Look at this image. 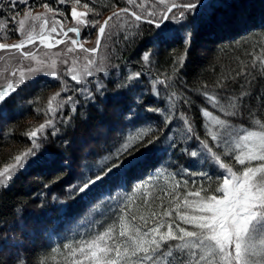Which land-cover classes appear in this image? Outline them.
Segmentation results:
<instances>
[{
    "label": "trees",
    "instance_id": "16d2710c",
    "mask_svg": "<svg viewBox=\"0 0 264 264\" xmlns=\"http://www.w3.org/2000/svg\"><path fill=\"white\" fill-rule=\"evenodd\" d=\"M34 2L39 6L59 5L71 18L69 6L60 5L59 0ZM78 3L87 5L96 13L99 11L96 19L129 8V13L121 14L128 27L119 37H114V53L111 55L114 66L95 76L89 82L86 94L75 83L68 86L67 92L62 91L65 86L59 80L46 77L48 82L40 80L41 85L34 89L32 86L18 88L0 103V170L32 148L27 133L48 120L55 124V130L46 128L38 139L40 147L35 150L36 155L29 157L27 165L6 187H0V264H44L45 261L47 264H63V258L53 249H63L65 243L100 231L110 222L112 210L121 197L131 194L136 184L157 173L160 178L153 181L157 187L152 189L157 195L163 194L160 190L170 187L169 173L175 174L176 180L188 181V189L181 187V193L196 190L203 183V177L179 173L182 170H208L211 174L213 171L209 162L201 159L194 165L193 160L197 158L188 155L197 150L193 147L197 144L195 137L203 139L205 136L201 110L213 111L201 93H219L221 90L214 87L216 82L236 76L243 65L248 64L254 55H259L264 47V0H210L206 3L208 7H198L186 20L172 25V21L167 20L159 28L155 23L136 21L130 12H136L144 20L159 19L149 16L136 5L128 4L127 0H79ZM14 13L12 10L2 12L1 18L12 20ZM165 26L175 37L167 43L159 40ZM8 33L11 40H20L15 29ZM80 33L84 40L86 34L82 29ZM0 39L4 40L1 36ZM145 52L153 56L149 69L142 60ZM180 57L184 60L178 65L176 61ZM251 72V76H236L235 81L225 80L230 91L239 94L242 91L240 85L244 84V90L250 93L241 105L242 115L225 117L223 113L213 111L214 115L237 127L249 125L248 109L258 116L264 113V73L259 68L251 69ZM134 73H141V76L129 80ZM161 80L165 83H157ZM78 89L80 92H74ZM57 93L60 94L57 101L73 97L75 107L65 104L57 109V101H53L51 107L57 110L51 112L49 101ZM172 93L176 97L169 101ZM184 98L188 104L183 103ZM172 103H175L177 115L168 126L162 124L161 116L146 111L147 108L167 110ZM181 112L192 124L195 136L191 139H185L183 125L178 120ZM100 123L106 126L108 140L103 142L98 136L90 143L91 134L96 133ZM149 124L160 137L158 151L143 159L125 177L114 180L105 177L103 183L98 182L85 193L77 191L84 178H94L104 158L114 152L130 133ZM165 136L170 139H164ZM77 137L85 140L83 146L75 142ZM164 203L166 206L167 199ZM14 225L18 226L14 228ZM13 229L17 232L14 233ZM14 251L17 258H14Z\"/></svg>",
    "mask_w": 264,
    "mask_h": 264
},
{
    "label": "snow or ice",
    "instance_id": "6c2138e0",
    "mask_svg": "<svg viewBox=\"0 0 264 264\" xmlns=\"http://www.w3.org/2000/svg\"><path fill=\"white\" fill-rule=\"evenodd\" d=\"M10 2L13 8L18 3L27 4V0H10ZM59 2L64 3V0H59ZM127 3L136 5V0H127ZM158 3L164 5V10L159 13V20L145 18L147 23H155L158 28L166 20L179 23L186 20L187 16L198 7H208L200 0H180L179 3L176 0H158ZM136 6L144 8L143 4ZM44 7L49 12L52 11L47 5ZM84 7L87 8V5ZM173 9L178 11L173 12ZM122 13H129V8L114 12L113 16L104 21V25L98 29L100 38L104 36L109 21L113 17L119 18ZM28 15L30 13L26 14V19ZM86 15L87 13L77 12L75 8H72V16L77 24H86L87 22L81 19ZM131 15L136 21L142 20V16L136 12H131ZM148 15L155 17L158 14L149 12ZM40 18L39 15L33 17L35 20ZM12 19L15 20L16 17L13 16ZM47 23L45 19L39 34L41 41L48 39L43 34ZM24 30L25 20H20L19 31L24 33L25 38L20 43L11 46L0 43V49L10 47L23 49L25 45L34 43L38 38L34 26L26 33ZM51 31L56 32V27L53 26ZM69 31L79 35L77 27ZM64 35L66 36L67 33ZM174 38L173 31L167 26L159 34V40L163 43L170 42ZM58 43H63V41H58ZM71 43L76 45L78 41L73 39ZM98 46L99 39L97 40ZM48 47L52 45L49 44ZM84 51L95 52L96 49H84ZM23 56L36 60L35 54L31 52H25ZM150 57L151 53L145 52L142 60L147 63ZM183 60L184 57H180L176 63L180 65ZM41 63L37 61L38 65ZM94 63V60H89L82 75L77 73L75 68L70 69L67 75H70L77 84H85L87 83L85 77L92 76L96 72L107 71L102 66L90 70L89 66ZM55 66L56 61L52 60L50 67L54 69ZM256 68L264 73V47L260 49L259 55H254L248 64L243 65L236 76L242 74L251 76V69ZM27 71L29 79L37 73L60 79L55 71L44 72L39 66L29 67ZM139 76L140 73L131 74L129 80L138 79ZM236 76L218 80L214 87L221 90L219 93L208 91L201 93L204 102L213 111L223 113L225 117L241 116L240 108L244 103V97L250 94L244 90V84L240 85L242 91L239 94L229 90V84L225 83V80L235 81ZM24 82L25 73L20 71L15 86L9 82L0 87V103L5 102L9 93L15 92L16 88ZM157 83L164 84L165 81L161 80ZM248 83L250 84L251 81ZM207 87V85L204 86L205 89ZM68 90L67 85L62 88L65 92ZM59 95L57 93L49 101L51 112L54 113L64 104H71L73 108L75 107L73 97L69 96L65 100L57 101ZM88 96L91 97L90 92ZM175 97L176 94L172 93L169 101H173ZM53 101H57V109L51 107ZM183 103L188 104L189 101L184 98ZM174 109L175 103H172L171 108L167 110L147 108L146 111L161 116L162 124L168 126L177 115ZM213 111L201 110L205 136L203 139L195 137L197 144L193 147L197 150L188 153L191 157L197 158L193 160L194 165L202 159L209 162L213 171L211 174L208 170L197 172L182 170L179 173L180 175L201 176L203 183L194 191L181 193V187L188 189V181L176 180L175 174L169 173L170 187L160 190L163 194L157 195L152 190L157 187L153 181L160 178V173L141 181L135 185L134 192L121 197L112 210L110 222L100 231L87 238L65 243L63 249H53L54 253L63 258V264H264V119H262L264 113L258 116L257 113L248 109L249 125L237 127L230 124L228 120L214 115ZM178 120L183 125L185 139L193 138L195 133L185 113H179ZM46 128L55 130L53 120H48L39 128L26 134L32 141V148L15 157L13 164L0 170V187H6L16 171L25 166L28 158L36 155L35 150L40 147L37 141ZM164 139L170 138L165 136ZM159 140L160 137L155 134L150 124L130 133L114 152L104 158L99 170L94 173V178L93 176L84 178L77 191L85 193L98 182L103 183L105 177L109 180L125 177L129 172L134 171L143 159L159 150ZM119 186L118 184L117 187ZM165 199H167L166 206ZM44 264L47 262L45 261Z\"/></svg>",
    "mask_w": 264,
    "mask_h": 264
},
{
    "label": "rangeland",
    "instance_id": "374dc122",
    "mask_svg": "<svg viewBox=\"0 0 264 264\" xmlns=\"http://www.w3.org/2000/svg\"><path fill=\"white\" fill-rule=\"evenodd\" d=\"M178 1L180 0H176V2ZM59 4L64 6L66 5L69 6V10H72V8H76L78 12L87 13L86 16L81 18L85 20L87 23L77 24L76 19L75 20L72 18L69 19L68 15L63 11L64 8H61L59 5L54 7H49L47 5L48 8L52 9V11L49 12L48 9L44 7V5L39 6L37 3L34 2V0H27V4L18 3L14 8L11 7L10 0L1 1L0 5H3V7H0V36L1 38H4V40L0 39V43L11 46L20 43L21 40L25 38L24 33L19 31L20 20H25V30H24L25 33L28 32L32 26H34L35 34L38 37L37 39H40L39 34L41 32V27L43 26V21L47 19L48 23L44 27L43 34L48 39L45 41H41L40 39L39 41H36L32 44H27L23 49H10V48L0 49V87L5 86L9 82L13 83V85L15 86L16 81L19 79L20 71H24L25 73V82L16 89L26 86H32L33 89L37 88V86L41 85L40 80H44L48 82L46 77H49L54 81L59 80L64 86L68 84L67 87L68 86L71 87L72 84L74 83L77 84V83L71 79L70 75H67L70 69L75 68V71L82 75L83 70L85 66L88 64L89 60L95 61L93 65L89 66L90 70L101 66L106 68L107 70H110L114 66L113 59L111 58L112 53H114V37H119L121 31L125 30V28L128 27V23L124 16L120 15L119 18L113 17V20L111 21L112 23L109 21L111 24H109V27L106 26L105 34L101 38V43L97 47V40L99 38L98 29L107 17L113 15L114 12H119L120 10L109 13V15H106L107 17L101 16L99 19H96L99 11H97L98 13H96V11L94 12L88 6L87 8H85L84 5L68 0H64V3L59 2ZM140 4L144 5L143 9L139 7L143 12L145 13L156 12L158 14L157 15L158 19H159V13H161L164 10V5L159 4L158 0H136V5H140ZM11 10L12 12H15L14 14H12V17L13 16L16 17L15 20L1 18L2 12L9 13L11 12ZM28 13H30V15H28L26 19V14ZM170 14L171 13H169V15ZM37 15H39L41 18L39 20L33 19V17H36ZM171 21L172 22L170 25H172L173 22L176 23V21L173 20ZM165 22L162 25H164ZM53 26L56 27V32L51 31V28ZM74 27L79 28L78 36L76 35V33L69 31V29ZM13 29H15V31L19 33L18 36H20V40H11L10 37L7 36L9 34L8 32ZM80 29H82L86 34L84 40L81 39ZM64 33H67V35L65 36ZM73 39L78 41L76 45H73L71 43ZM57 40L63 41V43H58ZM49 44H51L52 47H48ZM81 45L83 46L82 48ZM94 48L96 49L95 52L84 51V49L90 50ZM69 49L72 50L69 51ZM204 50L206 53H209L207 52L208 51L207 49ZM25 52L34 53L36 56V60L31 59V57L24 58L23 53ZM152 57L153 56L151 55L150 60L147 63H144L147 69L151 68L152 66L151 64ZM52 60L56 61V66L54 69L50 67ZM37 61H41L42 63L38 65ZM38 66L43 68L44 72L55 71L60 77V79H57L54 76H49L43 73H37L36 75L32 76V78L29 79L28 78L29 72L27 71L28 68L29 67L36 68ZM13 73H16V75H13ZM101 73L102 72H96L92 76L85 77L87 83L77 84L80 86L79 89L82 90L84 94H86L87 92L86 90L89 87V82L93 78H95V76H98ZM73 86L75 87V85ZM30 89L31 88H27L26 90H30ZM80 90L79 91L74 90V92H80ZM11 93L12 92H10L9 95H11ZM69 93L70 92H68V94ZM60 100H64V99H60ZM97 129L98 130L96 131L95 134L94 132L93 134H91L92 137L90 139V143H92L93 142L92 140L98 136H100V138L102 137L103 142L105 139L108 140V137H106V130H107L106 126H104L103 123H100ZM88 135H90V133ZM85 136L87 137V135ZM87 141H89V139H87ZM75 142L78 143L80 146L81 145L83 146L85 140L78 138ZM105 143L107 144V142ZM80 153H82L81 150L79 151V155ZM29 159L30 158H28L27 162L25 163V166L27 165ZM23 168L18 169L15 175L13 176V178ZM16 226L18 225H14L13 227L16 228ZM11 232L13 231L11 230ZM16 232L17 231L14 230V233ZM14 252H15L14 258H17L16 256L17 253L16 251Z\"/></svg>",
    "mask_w": 264,
    "mask_h": 264
},
{
    "label": "water",
    "instance_id": "95a60500",
    "mask_svg": "<svg viewBox=\"0 0 264 264\" xmlns=\"http://www.w3.org/2000/svg\"><path fill=\"white\" fill-rule=\"evenodd\" d=\"M1 1H2V0H0V3H1ZM208 1H209V0H203L201 3L206 4ZM173 10H174V9H173ZM77 12H78V11H77ZM84 13H85V12H84ZM130 14H131V12H130ZM111 16H113V15H111ZM109 17H110V16H109ZM73 18H74V17H73ZM107 19H108V17H107L105 20H107ZM105 20H104V21H105ZM141 21L146 22V20H144V19H142ZM164 22H165V21H164ZM164 22H163V23H164ZM163 23H162V24H163ZM162 24H161V25H162ZM103 25H104V22L102 23L101 26H103ZM98 39H99V44H100V43H101V38L99 37ZM39 40H40V39H36L34 42L39 41ZM57 41H60V40H57ZM30 44H32V43H30ZM8 49H9V48H8ZM10 49H14V48H11V47H10Z\"/></svg>",
    "mask_w": 264,
    "mask_h": 264
},
{
    "label": "bare ground",
    "instance_id": "6f19581e",
    "mask_svg": "<svg viewBox=\"0 0 264 264\" xmlns=\"http://www.w3.org/2000/svg\"><path fill=\"white\" fill-rule=\"evenodd\" d=\"M209 1H210V0H209ZM209 1H208V2H209ZM75 9H76V8H75ZM70 14H71V18L75 20V18H73V16H72V10L70 11Z\"/></svg>",
    "mask_w": 264,
    "mask_h": 264
}]
</instances>
